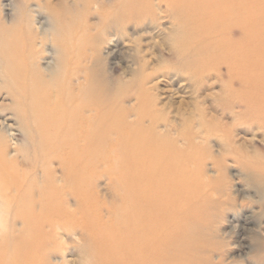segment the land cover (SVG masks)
I'll return each mask as SVG.
<instances>
[{
  "label": "bare ground",
  "instance_id": "1",
  "mask_svg": "<svg viewBox=\"0 0 264 264\" xmlns=\"http://www.w3.org/2000/svg\"><path fill=\"white\" fill-rule=\"evenodd\" d=\"M42 1H39L40 4ZM256 2L258 0H111L106 4L97 3L93 7L94 13L98 16L96 25L95 23L94 26L88 25L80 19L79 21L84 24L75 25L74 20L69 21L72 26L74 24L75 30H80L81 33L79 35L73 32L74 29L69 32L68 28V34L72 36L68 38L67 55L71 59L75 58V61L66 69V73L69 72L63 80L66 84L63 89L57 87L55 91H46L49 87L45 86L44 92L40 93L37 88L46 82L49 84L56 82L55 78L63 72V68L60 67L63 63L59 64L58 57L60 49L55 46L45 47L44 50L49 56L37 58L43 61L41 67H37L35 60L31 58L28 69L23 62V66H18V69L17 66L14 67L17 71L10 68L11 72L14 71L13 74L18 73L19 77L14 74L13 78L17 77L18 81L14 80L17 81L19 90H22L31 101L34 116H31V124H28L26 117L29 114L27 116L26 113L25 118L18 117L16 113L18 110L14 112L15 109L12 110L14 113L7 114V117L3 116L2 111L3 115H0V264H65L63 259L66 250L65 240L70 239L72 235H77L75 237L79 239L77 247L82 259L80 257L81 262L78 264H211L209 255L214 249L211 237L215 230L211 227L208 213L213 209L222 208L226 203L212 198L217 191L203 168V163L209 156L208 151L194 142L193 133L188 129L189 126L190 128L191 125L194 126L189 124L190 115L191 110H197L198 123L200 122L202 126L207 124V119L205 121L203 117L204 110L207 109L200 105L206 98L203 97L201 100L197 98L200 90L208 88L205 83L209 72L225 67L228 73L226 92L224 90V99L218 101L227 103L225 99L229 96L230 100V95L232 97L235 95L236 102L244 107L243 112L241 111L236 118H245L250 123L257 121L261 123L262 128L264 127V2L259 3L260 6H257L259 4ZM43 3L47 4L45 0ZM73 7L75 8L76 4H72L71 8ZM25 8L27 9V6ZM147 9L151 11L152 16L148 23L145 21L148 27L143 32L158 28V22L162 18L184 21L183 28L177 25L170 32L172 45L182 59L178 68L173 69L176 74L188 72L190 78L186 80L190 81L193 88L190 90L191 100L182 103L189 111L187 123L179 131H174V135L170 133L172 126L165 123L167 116L164 111L169 108V102L158 107L156 86L149 85L151 80L147 86L144 83L138 89L136 103L132 104L129 96L121 94L111 101H106L93 85L98 79L94 82L88 77V67L82 61L81 55L86 49L80 50L81 35L89 34V40H94V44L92 42L91 44L95 47L93 51L95 54L97 49L100 50L102 43L109 45L113 43V38L117 43L118 26L125 27L129 23L139 21L142 23ZM20 12L22 13L21 10ZM14 16L16 19L17 15ZM21 16L20 14L19 17ZM51 16L54 17V12ZM256 16H262L263 23L258 25ZM11 18L13 19V16ZM31 22L33 25L38 24L37 28L43 35L54 28L50 22L44 24L33 19ZM100 23L105 24V28L98 30ZM114 24L118 25L115 29L112 28ZM26 27L23 25L24 29ZM17 31L19 34L18 29ZM26 31L24 30V33H28ZM91 31H94V37L90 35ZM56 34L52 33L54 36ZM26 35L29 34H25V37ZM30 38L28 37V40ZM34 39L40 41L38 38ZM55 39L57 38L54 37ZM19 41L18 47L23 48L24 44L27 45L25 39L26 43L22 40V45H19L21 42ZM9 47L11 49L12 46H7V50ZM42 47H39V50ZM16 49L14 48L15 51ZM29 49L34 48L28 47ZM22 51L18 49V52ZM143 52L144 50L141 53ZM16 53L13 54L12 50L13 56L10 57L11 53L7 54V57H10H6L9 59L7 63L17 57L19 62L25 60L30 52L26 51L28 54L26 57L22 56V60H19L20 56ZM109 55H112L111 51L106 52V56ZM96 59L98 62L99 59ZM11 62L10 67L14 63ZM2 64L0 58V77L4 74ZM17 64L20 65L19 63L15 65ZM91 67L89 70L91 69L90 72L93 73L94 65ZM38 74L45 77L42 78ZM3 80L8 83L7 80ZM53 85L55 86L51 84L50 87ZM103 86L105 88V84ZM19 90L16 93L20 95ZM12 96L13 99L19 98L16 94ZM230 101L229 103H232ZM21 112L23 114V111ZM131 117L133 118L130 119ZM237 120L233 119L234 122ZM162 122L165 124L163 131L158 129ZM209 125L206 126L208 130ZM213 129L215 131V128ZM17 130L24 136L34 130L31 142L35 151L34 160H28L26 155L25 159L20 156L19 142L15 137ZM201 132L204 133L202 130ZM220 132L223 137L229 134L228 130ZM196 138L197 141L199 137ZM200 140L202 139L198 141ZM179 141L185 145L179 146L181 143ZM93 143L96 147L97 145L106 147L103 154L86 150ZM89 158L91 161L94 160V172L103 164L101 172L108 177L111 186L107 195H100L91 186L93 183L90 174L93 165L85 162ZM216 163L213 165L217 166ZM252 165L254 166L251 164L249 167L248 164V168H243V171L249 176V183L263 193L264 166H258V163L256 168H252ZM259 244H264V238ZM262 250L264 245L257 252ZM260 256L262 254L257 258L260 259Z\"/></svg>",
  "mask_w": 264,
  "mask_h": 264
},
{
  "label": "rangeland",
  "instance_id": "2",
  "mask_svg": "<svg viewBox=\"0 0 264 264\" xmlns=\"http://www.w3.org/2000/svg\"><path fill=\"white\" fill-rule=\"evenodd\" d=\"M39 1L40 0H18V1L17 0H0V7H1L0 8V11H1L0 12V27H2V28H0V52H2L1 53L2 55L0 54V58H1V61L3 63L2 68H3V72H4L3 75L1 73L2 76L0 77V115L4 114L3 116L7 117L8 116L7 114L14 113L18 110L21 114V115L18 114V111H17L16 113H17L18 117L20 116L22 118H25L26 113H27V116L29 114V116L26 117V119L29 122V123L27 122L28 124H31L30 119L34 116L33 112H32L33 106L30 105L31 101L28 98H26L27 97V96H25L26 94L23 93L22 90L20 91L18 84H16L18 81L17 77H19L18 73L17 72L14 73L15 75H17V77L13 78L15 76L13 74L14 71L11 72L10 68L12 70L13 69L15 70L16 68H14V67H16V66L18 69V66L20 67L23 65H27V69H28L29 68L28 63L31 60V58H33V60H35L37 67L38 66L41 67L43 65V61L40 59H37V58L49 56L47 54V52L44 50L45 47L50 48L51 46L52 47L55 46L58 48V50L60 49L59 54H58L60 56H58V57H59V64L63 63L62 65H60V67L63 68V72H60V74L58 75V78H55L56 82H53V83L50 82L51 84H55V86L53 85L52 87H50L51 84L46 82L44 85H41L42 87L37 86V88L40 90V93H42L45 90V88H44L45 86H46V88L49 87L46 91H55L54 89H57V87H60V88H62L63 86L65 87L66 84L63 82V80L65 79V77L67 76V73L69 72L68 71L66 73V69H68V66L70 65V63H73L75 61V58L71 59L67 55V53L69 54V52L67 50L69 48V46H68V40L69 39L68 38H70V35L72 36V34H68V28H70L69 32H70V30L72 31L74 29L73 32H76L79 35L81 33L80 30H75L76 27L74 26V24L72 26V23L69 21L74 20L73 22L74 23L76 22L75 25H77L78 23H81V24L87 23L88 25L92 24V26H94V23L96 25V22H97L96 17L98 18V16H97V14L94 13L93 7L96 6L97 3H104V4H106L107 2L110 3L111 0L110 1H108V0H84L85 2H82L83 0H45L47 2V4L43 3L44 0L43 1L41 0L42 1L41 4ZM53 1H56V3ZM112 1H115V0H112ZM52 2H53V6H52ZM69 2H71L72 4H76V7L71 8L72 4ZM263 2H264V0H262V2H261V0H258V2H256V3L257 4H259V3L263 4ZM57 3H58V5H57ZM83 3H84V5H83ZM261 4H259L257 6H260ZM23 5H25V6H23ZM49 5H50V7H49ZM59 5H61V6H59ZM26 6H27V9L25 8ZM13 7H14V9H13ZM19 7L21 9H19ZM55 8L56 9L58 8L57 9L58 11L55 10ZM12 9H13V11H12ZM61 9H64V10H61ZM68 9H69V11H67ZM19 10H21L22 13L21 12L19 13ZM44 11H45V13H44ZM86 11H87V14H86ZM5 12L7 13L6 15H5ZM16 12H18V13L16 14ZM53 12H54V17L51 16V15H53ZM66 12H68V13L70 12V14H68ZM25 13H27V14H25ZM57 13H58V15H57ZM13 14L17 15L16 19H14L15 16ZM18 14H19V16H20V14L22 16L19 17ZM63 14H65V15H63ZM67 14H68V16H67ZM150 14H151V11H148V9H147L146 12L144 13V18H143L144 21H142V23H139L140 21L135 22V23H129L125 27H124V25H122V27H121V26H118L117 24H114L112 27L113 29H115V27L118 26L117 31H118L119 35H118L117 43H115V40H116L115 38H113V40H112L113 43H109V45L105 44V42H104V43H102L100 50L97 49L95 54L93 52L95 47H94V45H92V44H94L93 43L94 40L93 41L89 40V37H88L89 34L85 35L86 34L85 33L84 35H81L82 49L80 48V50L84 51L86 49V51L82 52L83 55H81V56H82V61L84 63H86V65L88 67V69H87L88 77L92 81H94L95 79H96L95 81H97V79H98V82H97L98 84L95 81H94L95 83L93 84V82H92V84L94 85V87H96L97 93L99 92V95L102 96V98H104L106 101H109V100L111 101V99L116 97L118 94H121V95L129 96V99L131 100L132 104L136 103L137 101H135V97H137L136 94H137L138 89L140 87H142V85L144 83H146V86H147L151 80V83L149 85L155 84V86H156V92L158 95V107H160V106L162 107L164 105V103L169 102V104H168L169 108L165 109V111H164L165 116H167L165 123H168L169 125L172 126L173 129L170 131V133H172L174 135V133L177 130L179 131L180 129H182L185 126V123H187L186 119L189 117L188 116L189 111L186 110L185 107H183L182 103L184 101H190L191 100L190 99V97H191L190 96V92H191L190 90H192V88H193L190 81L186 80V78L189 77L188 72H180L179 74H176L175 70L173 69L175 67L178 68L179 63L181 62L182 59L176 53V49L172 45L170 32H171V30L175 29L177 27V25H180L183 28L184 21L180 20V19H172V18H168V17L162 18L158 22V25H159V26L157 25L158 28L152 27L153 29H150L149 30L150 32H143L144 29L146 27H148L147 23L150 21V18L152 16ZM26 15H28V16H26ZM2 16H4V17L2 18ZM12 16H13V19L11 18ZM60 16H62V17H60ZM64 16H66L67 18ZM22 17H24V18H22ZM63 17L65 20H63ZM30 18L33 20L41 21L42 23L44 22V24L46 22L47 23L50 22L49 24L52 25V23H53V26H54V28L52 29L53 31L58 26L59 27L54 32L52 30L47 31L43 35V33H41L39 28H37L38 24L36 25V23H35L33 25ZM56 18L58 20H56ZM68 18H71V19L68 20ZM255 18H256L255 20L258 22V25L263 23L262 16H256ZM59 19L62 20V23H61V20L59 21ZM79 19L81 21H83L84 23L80 22ZM148 19H149V21H148ZM46 20H48V21H46ZM66 20L68 23L66 22ZM85 20H86V22H85ZM63 21H65V22H63ZM145 21H147V23H145ZM18 22L20 23V25ZM21 23H22V26H21ZM57 23H59V24L56 25ZM63 23H66V24L63 25ZM143 23H145V25H142ZM10 25H12V26H10ZM23 25H25V27L27 26L26 29L23 28ZM15 27H16V29L19 30L20 35L18 34V31L16 32ZM11 28H13V29H11ZM45 28H49V27H45ZM103 28H105V24H103V23L98 24V30L103 29ZM139 28H140V30H139ZM3 29H5V30H3ZM14 29H15V31H14ZM23 29L25 31L27 30L26 32H28V33H24ZM13 31L16 33L15 35H12V33L14 34ZM22 32H23V34H22ZM151 32H152V34H151ZM255 32H256V34L258 33L257 30ZM52 33H54V34L58 33L60 37L57 36L58 34H56L54 36V35H52ZM25 34H29L28 36L26 35L27 38L25 37ZM67 34H68V36H67ZM4 35L5 36L7 35L8 37L7 36L5 37ZM90 35H93V37H94V31H91ZM36 36H38V37H36ZM15 37H16V39L18 37V40L21 41V42L19 41L20 42L19 45H22V40H23V43L27 42L26 43L27 45L25 46V44H24L23 48L21 46L18 47V43H17L18 40L14 39ZM28 37L29 38L31 37L30 40H28ZM54 37H56L57 39L54 40ZM6 38H8V40ZM34 38H38L40 41H38L37 39H34ZM58 38H60L61 41H60V39L58 40ZM65 38H67L66 39L67 41L65 40ZM110 38H111V36H110ZM154 38H155V40H154ZM24 39L26 42H24ZM85 39H86V42H85ZM141 39H143L144 41ZM4 40H6L7 42ZM44 40H46V41L44 42ZM62 40H63V42H62ZM81 40H80V42H81ZM41 41H43V43ZM29 42L31 44L33 43L32 46ZM35 42H37V43H35ZM39 42H41V43H39ZM73 42H74V40H73ZM91 42H92V44H91ZM140 42H142V43H140ZM11 43H13L14 45H11ZM34 44L36 45V47ZM49 44H51V45H49ZM28 45H30V46H28ZM163 45H165V46H163ZM5 46L6 47L12 46L11 49L13 50V54H15L17 52L16 55L17 56L19 55L21 57V59L19 57V60L23 59L22 56H24V57L27 56L25 58L27 64H25L26 62L24 59L19 62L18 57L14 55V57L15 58L17 57V58L16 59H14V58L10 59V62L11 61L14 62V63L11 62V64L13 63L14 65L12 64V66L10 67V62L7 63V61L9 60V59H7L9 57V56L7 57V54L9 55L11 53L10 57L13 56L12 50L9 47L8 50H11V51H8ZM42 46H44V48ZM28 47L34 48V49H32V50L29 49L30 50L29 51ZM39 47H42V48L39 50ZM117 47H118V49H116ZM14 48H17L16 51L14 50ZM20 48H22V49H20ZM26 48H27V50H26ZM134 48H135V50H134ZM143 48H145V49H143ZM18 49L20 51L23 50L22 51L23 53L18 52ZM142 49L144 50L143 53H141L143 51ZM33 50H35V52H33L34 55L33 54L30 55ZM26 51L28 53L30 52L29 55H26V54H28V53H26ZM107 51H111L112 55H109L107 57L106 56ZM138 51H140V52H138ZM8 52H10V53H8ZM134 52H135V54H134ZM20 53L22 55H20ZM35 53H36V55H35ZM90 54H92V56ZM37 55H39V56H37ZM61 55H63V57ZM1 56L4 57L3 58L4 60H2ZM28 57H29V59H28ZM64 58H66V60H64ZM96 58L99 59L98 62H97ZM142 58H143V60H142ZM37 60H38V62H37ZM94 60H96V61H94ZM186 61H184V64H186ZM4 62L6 63V65ZM22 62H23V65H22ZM16 63H19L20 65H18V64L15 65ZM38 63H40V64H38ZM98 63H101L103 66L101 67V64H98ZM8 64H9V67H7ZM91 65H94V68L96 67L95 70H94V68L92 69L93 73L90 72L91 69L89 70ZM17 69H16V71H17ZM7 71H9L11 74ZM25 71H26V69H25ZM88 72H90V73H88ZM97 73H98V78H97ZM40 74H38L40 77H42V78L45 77L43 74H42L43 76ZM90 74H91V77H90ZM92 74H93V76H92ZM186 74H187V76H186ZM6 75H8V76H6ZM227 75H228V73H227V70L225 69V67H221L217 71H212V73L209 72L208 80L205 83L208 85V88L206 90L205 89L200 90V95L197 98V100H201L203 97L206 98L205 102L200 104V105L207 109V110H204V113H203L204 114L203 117L205 118L204 120L206 121V119H207V124H204L203 125L204 127H203L201 125V123L199 122L200 125H197V124H199L198 123V121H199L198 120L199 119L198 118V111L197 110H191L192 114L190 115L191 120H190L189 124L190 125L194 124V126L191 125L192 127L190 128V126H189V128H188L193 133L192 135H193L194 142H196L200 146H203V148H206L205 149L206 152L208 151L209 156H207L206 160L204 161L203 168H204L206 176L211 178V180H212L211 182L213 183L214 188H216V191H217V193L213 194L212 198L220 199L221 201L226 203L222 208L213 209V211H209V213H208V218L211 221V227L213 228V230H215L214 235H212V237H211V241L213 243L214 249L212 248L213 252H212V254L209 255V262L211 264H264V255H263L264 250H262L261 252L260 251L257 252L264 245V244L263 245L259 244V241L264 238V192L261 193L256 188H254L248 181L249 176L246 173H244V171H243V168H248V164L250 165L249 167H251V164H254L255 167L252 165V168H256L258 163H259L258 166H264V130H263L264 127L262 128L261 123H258L257 121L256 122L253 121L254 123H250L248 120H245V118H236L238 115H240V113L244 109V107L241 103L236 102L237 100L234 99L236 97L235 95H233V97L230 95V100L232 98L234 100L233 99H232V101L228 100L229 99V96H228L227 97L228 99H225L227 101V103L224 101L222 103H220L222 101V99H224L225 85H226V82L228 81ZM9 77H11L12 79H10ZM3 79L7 80L8 83L7 82L5 83V81ZM14 79H17V81H15ZM46 79H48V78H46ZM10 81L12 83H10ZM13 84H14V86H11ZM104 84H105V88L103 86ZM9 87H11V88H9ZM12 87H14V88H12ZM123 87H126V88H123ZM5 89L7 91H5ZM10 89L11 90L13 89V90L11 91ZM14 89H15V93H14ZM17 89L20 91V95L18 92L16 93V91H18ZM9 92H11V93H9ZM225 92H226V90H225ZM7 94H9L10 96H8ZM14 94H16L19 97L18 98L19 100L17 98L13 99L12 95H14ZM17 96H15V97H17ZM20 97H22V99ZM23 98H25V99H23ZM220 98H221V100H220ZM20 99L22 101H20ZM26 100H29V101H26ZM15 101H17L16 104H15ZM229 101L232 103H229ZM23 102H25V103H23ZM180 105H182V106H180ZM164 108H166V107H164ZM14 109H15V111L12 112V110H14ZM34 110H35V108H34ZM1 111L3 114L1 113ZM21 111H23V114ZM233 116L235 118H233ZM132 118L133 117H131L130 119H132ZM233 119H235V120L238 119V120H240V122L238 123V120L236 122H234ZM241 120L243 122H241ZM209 121H211V123ZM192 122H194V123H192ZM259 124H260V126H259ZM164 125L165 124L162 122L158 126V129L163 131ZM208 125L210 126L209 130H208V127H206ZM195 128H196V130H195ZM197 128H200L204 133H202L201 130L197 129ZM211 128L212 129L215 128V131L217 130V132H215L214 129L212 130ZM221 130H228L229 131L228 136L223 137L221 135V132H220ZM208 131H211V133ZM201 133L204 135H202ZM15 137L17 138V140L19 142V149H20L19 153H20L21 157L23 156L22 159H25V155H26V158H28V160H34L35 151H34L33 145L31 144L32 139L34 138V130H31V132H28V134L26 136H24V134L21 133V131L17 130V131H15ZM198 137H199V139H202V140L198 141L199 140ZM195 138L198 139L197 140L198 142L195 140ZM203 140L205 141V143H201V142H204ZM179 142H181V141H179ZM182 144L185 145L183 142H181L178 145L182 146ZM204 146H206V147H204ZM97 148H99V149H97ZM24 149H25V151H24ZM87 149H89L88 151H90L91 153L103 154V151H105L106 147L105 146L99 147L98 145L96 147V145H94V143H93L92 145H90V147L88 146L86 148V150ZM91 150H93V151H91ZM235 151H237V152L234 153ZM92 159H94V157ZM104 161H105V159H104ZM85 162L86 163L88 162V164L90 163L91 165H93L92 172L90 174L91 180L93 183L91 186L94 187V190L96 192H98L100 195H107L111 186L109 185V180L107 179L108 177L101 172V171H103L102 168H104V167H102L103 164L99 165L98 168L94 172L93 171L94 170V160L91 161V159L89 158ZM214 162L215 163L217 162L216 163L217 166L213 165ZM105 164L106 163H104V165ZM245 164H247V166L243 167V165H245ZM93 176H94V178H93ZM96 179H97V181H96ZM105 191H106V193H105ZM229 202H231V203L229 204ZM75 236L77 237V235H72V237L70 239L65 240L66 241V244H65L66 250L64 252V257H63L65 264H69V263L70 264H78L81 262L80 257L82 255L79 252L78 247H77L79 239L76 238ZM64 239H66V238L64 237ZM71 240H73V241H71ZM73 249L75 250V253H74ZM76 250H77V252H76ZM261 254H262L263 258H262V256H260V259H258L257 258L258 255H261ZM78 257H79V259H78ZM81 259H82V257H81ZM77 260H78V262H77Z\"/></svg>",
  "mask_w": 264,
  "mask_h": 264
}]
</instances>
